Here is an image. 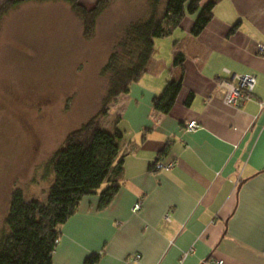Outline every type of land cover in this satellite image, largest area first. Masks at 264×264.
Instances as JSON below:
<instances>
[{
	"label": "crops",
	"instance_id": "obj_1",
	"mask_svg": "<svg viewBox=\"0 0 264 264\" xmlns=\"http://www.w3.org/2000/svg\"><path fill=\"white\" fill-rule=\"evenodd\" d=\"M96 1L79 3L89 9ZM196 16L185 13L153 40L145 72L109 106L101 123L122 134L119 189L101 211L99 194L110 183L82 199L60 228L52 264L94 255L93 264H264V0L218 1L192 36ZM232 75L256 79L240 107L225 103L218 84ZM176 80L171 111H155L153 99ZM192 121L198 128L184 131ZM157 159L175 164L157 170Z\"/></svg>",
	"mask_w": 264,
	"mask_h": 264
},
{
	"label": "rangeland",
	"instance_id": "obj_2",
	"mask_svg": "<svg viewBox=\"0 0 264 264\" xmlns=\"http://www.w3.org/2000/svg\"><path fill=\"white\" fill-rule=\"evenodd\" d=\"M147 14L146 0H113L90 38L62 1L25 3L1 21L0 235L12 193L46 201L49 159L100 111L108 86L101 70L112 47Z\"/></svg>",
	"mask_w": 264,
	"mask_h": 264
},
{
	"label": "trees",
	"instance_id": "obj_3",
	"mask_svg": "<svg viewBox=\"0 0 264 264\" xmlns=\"http://www.w3.org/2000/svg\"><path fill=\"white\" fill-rule=\"evenodd\" d=\"M50 1L67 3L82 20L85 36L90 38L96 19L113 0H97L89 9L79 0H5L0 4V23L22 4ZM218 1L208 0L201 6L202 0H146L148 14L124 29L101 70L108 86L100 111L67 135L63 146L45 167L53 175L46 201L25 199L20 192L12 193L5 228L0 235V264H52L60 228L77 212L82 199L95 195L102 184L110 183L99 194L97 210L110 205L119 189L122 160L117 158L122 134L116 128L112 131L102 128L101 121L113 100L126 94L145 72L153 52V40L169 35L180 25L185 13H197L191 35L198 36L211 20ZM183 61L184 56L176 52L173 63L181 66ZM180 88L181 80L168 82L153 99V109L168 114ZM97 259L98 256H91L85 264H93Z\"/></svg>",
	"mask_w": 264,
	"mask_h": 264
},
{
	"label": "built area",
	"instance_id": "obj_4",
	"mask_svg": "<svg viewBox=\"0 0 264 264\" xmlns=\"http://www.w3.org/2000/svg\"><path fill=\"white\" fill-rule=\"evenodd\" d=\"M228 72V71H226ZM219 86L226 89L225 103L232 107H240L242 103L249 99L253 93L254 86L256 84V79L253 75H232L231 81L219 80ZM259 106L262 108L264 103H259ZM198 128V124L194 121L186 123L184 131L191 132ZM175 164L174 160L165 162L163 160L157 159L154 163L155 169L157 170H169ZM141 209V202L137 201L134 203L131 211L133 214H136ZM193 252L192 249L188 251ZM188 253H184L186 256ZM139 256H137L138 258ZM220 264V262H218Z\"/></svg>",
	"mask_w": 264,
	"mask_h": 264
}]
</instances>
